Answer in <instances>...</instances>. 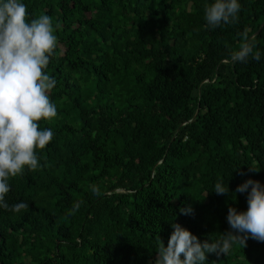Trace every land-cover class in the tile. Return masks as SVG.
<instances>
[{"label":"trees","instance_id":"trees-1","mask_svg":"<svg viewBox=\"0 0 264 264\" xmlns=\"http://www.w3.org/2000/svg\"><path fill=\"white\" fill-rule=\"evenodd\" d=\"M21 2L59 26L45 70L57 115L39 122L53 138L37 170L9 178L6 202L29 207L0 208V264H155L173 223L201 243L232 231L229 209L246 212L251 191L237 187L264 186V23L251 36L264 0H238V21L218 27L205 20L215 0ZM245 29L260 60L232 62ZM205 264H264V242Z\"/></svg>","mask_w":264,"mask_h":264},{"label":"clouds","instance_id":"clouds-1","mask_svg":"<svg viewBox=\"0 0 264 264\" xmlns=\"http://www.w3.org/2000/svg\"><path fill=\"white\" fill-rule=\"evenodd\" d=\"M240 10L238 0H215L205 6V20L211 27L235 23ZM58 27L47 14L29 20L27 6L21 0H0V208L15 213L29 205L19 202L10 206L6 202V194L11 190L9 178L23 175L25 167L37 170L40 164L36 150L44 149L53 138L52 130H41L39 122L50 121L57 115V107L49 95L56 88L57 80L45 70L57 54L55 28ZM241 36L243 42L239 48L230 52L231 61L243 63L249 56L259 61L261 54L254 52L248 30ZM252 170L259 171L250 166ZM249 187L248 210L229 209L227 221L232 231L225 233L221 240L201 243L188 229L173 223L174 231L167 246L159 237L155 264H205L207 254H227L236 243L246 246L249 237L264 242V186L249 179L236 192H247ZM214 191L222 195L229 189L217 182ZM91 193L97 197L102 195L95 185ZM81 203L74 202L68 215L75 214ZM181 211L188 214L192 210Z\"/></svg>","mask_w":264,"mask_h":264},{"label":"water","instance_id":"water-1","mask_svg":"<svg viewBox=\"0 0 264 264\" xmlns=\"http://www.w3.org/2000/svg\"><path fill=\"white\" fill-rule=\"evenodd\" d=\"M264 23V20L261 22L260 26L258 27V29L255 31V33H253L251 36H253L254 34L258 33L261 29L262 24Z\"/></svg>","mask_w":264,"mask_h":264}]
</instances>
